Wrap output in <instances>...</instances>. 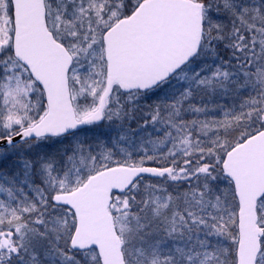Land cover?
<instances>
[{
	"label": "snow or ice",
	"instance_id": "1",
	"mask_svg": "<svg viewBox=\"0 0 264 264\" xmlns=\"http://www.w3.org/2000/svg\"><path fill=\"white\" fill-rule=\"evenodd\" d=\"M0 264H264V0H0Z\"/></svg>",
	"mask_w": 264,
	"mask_h": 264
}]
</instances>
